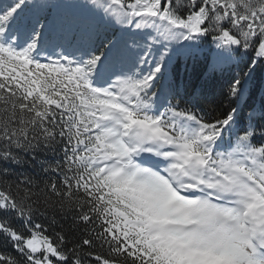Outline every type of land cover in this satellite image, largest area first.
<instances>
[{"label": "snow or ice", "instance_id": "6c2138e0", "mask_svg": "<svg viewBox=\"0 0 264 264\" xmlns=\"http://www.w3.org/2000/svg\"><path fill=\"white\" fill-rule=\"evenodd\" d=\"M93 262L264 264V0H0V264Z\"/></svg>", "mask_w": 264, "mask_h": 264}, {"label": "trees", "instance_id": "16d2710c", "mask_svg": "<svg viewBox=\"0 0 264 264\" xmlns=\"http://www.w3.org/2000/svg\"><path fill=\"white\" fill-rule=\"evenodd\" d=\"M38 222H47V221H38ZM58 230V229H57ZM10 250V249H9ZM96 251L100 252L102 255H105L106 254V250H100V249H97ZM93 264H95V262H93Z\"/></svg>", "mask_w": 264, "mask_h": 264}]
</instances>
